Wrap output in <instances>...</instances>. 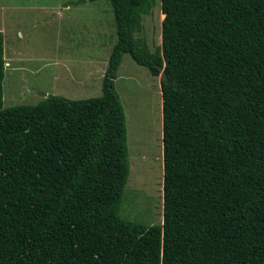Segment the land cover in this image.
Masks as SVG:
<instances>
[{"label":"trees","instance_id":"obj_1","mask_svg":"<svg viewBox=\"0 0 264 264\" xmlns=\"http://www.w3.org/2000/svg\"><path fill=\"white\" fill-rule=\"evenodd\" d=\"M106 1L116 43L99 97L3 109L0 33V264H264V0ZM157 1L150 51L134 35ZM123 54L161 76L159 225L119 215Z\"/></svg>","mask_w":264,"mask_h":264},{"label":"rangeland","instance_id":"obj_2","mask_svg":"<svg viewBox=\"0 0 264 264\" xmlns=\"http://www.w3.org/2000/svg\"><path fill=\"white\" fill-rule=\"evenodd\" d=\"M76 2L79 10L76 14ZM66 3L71 11H62ZM4 66L2 108L33 105L49 95L70 100L101 96V82L116 43L106 0H0ZM45 6V8H41ZM160 1L142 16L134 35L150 51L161 45ZM77 40V41H76ZM161 76L123 54L114 87L126 129L129 175L119 215L146 225L162 223L163 147Z\"/></svg>","mask_w":264,"mask_h":264},{"label":"crops","instance_id":"obj_3","mask_svg":"<svg viewBox=\"0 0 264 264\" xmlns=\"http://www.w3.org/2000/svg\"><path fill=\"white\" fill-rule=\"evenodd\" d=\"M79 2H76V14L78 13V10H79ZM0 8H1V5H0ZM41 8H45V6H41ZM60 18H61V20L63 19V13H62V11H71V13L73 12L72 11V7H70L69 6V4L68 3H66L65 5H60ZM1 23V22H0ZM2 24V23H1ZM2 29H3V27H2V25H0V32H3L2 31ZM77 41V40H76Z\"/></svg>","mask_w":264,"mask_h":264},{"label":"bare ground","instance_id":"obj_4","mask_svg":"<svg viewBox=\"0 0 264 264\" xmlns=\"http://www.w3.org/2000/svg\"><path fill=\"white\" fill-rule=\"evenodd\" d=\"M162 17L164 18V15L162 14ZM163 189V188H162Z\"/></svg>","mask_w":264,"mask_h":264},{"label":"clouds","instance_id":"obj_5","mask_svg":"<svg viewBox=\"0 0 264 264\" xmlns=\"http://www.w3.org/2000/svg\"><path fill=\"white\" fill-rule=\"evenodd\" d=\"M5 64H7L6 61H5Z\"/></svg>","mask_w":264,"mask_h":264}]
</instances>
